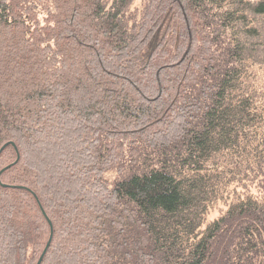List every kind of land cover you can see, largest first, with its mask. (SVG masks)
Returning a JSON list of instances; mask_svg holds the SVG:
<instances>
[{"label":"trees","instance_id":"trees-1","mask_svg":"<svg viewBox=\"0 0 264 264\" xmlns=\"http://www.w3.org/2000/svg\"><path fill=\"white\" fill-rule=\"evenodd\" d=\"M131 1L0 0V264H264V0Z\"/></svg>","mask_w":264,"mask_h":264},{"label":"rangeland","instance_id":"rangeland-1","mask_svg":"<svg viewBox=\"0 0 264 264\" xmlns=\"http://www.w3.org/2000/svg\"><path fill=\"white\" fill-rule=\"evenodd\" d=\"M146 1L147 0H132L131 3L128 5L129 11L132 10V11L136 12V9H137L139 11L137 13H140L142 11V8L144 7ZM261 24H262L263 30H264V16L261 19ZM263 39H264V37H263ZM222 206H223L222 204H218V205L214 206L210 210V212L208 214V218L217 215L220 212V209L222 208Z\"/></svg>","mask_w":264,"mask_h":264},{"label":"water","instance_id":"water-1","mask_svg":"<svg viewBox=\"0 0 264 264\" xmlns=\"http://www.w3.org/2000/svg\"><path fill=\"white\" fill-rule=\"evenodd\" d=\"M9 143H11L12 145H14L15 146V143L13 142V141H6V142H4L3 144H2V146L0 147V151L2 150V148L4 147V146H6L7 144H9ZM15 148H16V146H15ZM17 158H18V156H17ZM11 164V163H10ZM10 164H7L6 166H4V167H2L1 169H0V173H1V171L5 168V167H8ZM7 185V184H6ZM42 211H43V213L45 214V211L42 209ZM46 215V214H45ZM50 239H51V233H50V236H49V238H48V240H47V242H46V244H45V246H44V248H43V250H42V252H41V254H40V256L38 257V259H37V261H36V263L35 264H40V262H41V260H42V257H43V255H44V253H45V251H46V249H47V247H48V245H49V243H50Z\"/></svg>","mask_w":264,"mask_h":264}]
</instances>
